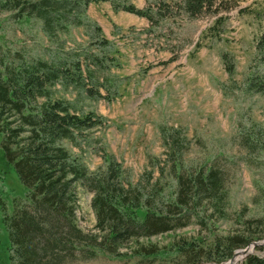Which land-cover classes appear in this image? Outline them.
I'll list each match as a JSON object with an SVG mask.
<instances>
[{"label":"rangeland","instance_id":"rangeland-1","mask_svg":"<svg viewBox=\"0 0 264 264\" xmlns=\"http://www.w3.org/2000/svg\"><path fill=\"white\" fill-rule=\"evenodd\" d=\"M159 1L167 3L168 11L152 25L143 17L113 10L107 0L91 1L83 15L77 16L80 25H70L51 39L42 32L38 19H17L0 10V47L45 60L77 57L89 68L83 62L84 53L102 56L101 70L94 71L96 83L87 79L83 83L97 94L55 87V97L69 100L76 110H90L102 120V125L89 131L87 145L64 142L65 146L80 155L90 171L104 166L102 152H106L119 162L128 182L140 180L145 191L156 183L163 199L174 184L169 162L162 166L169 151L167 142L178 149L180 167L191 170L214 162L224 177L225 193L223 215L212 218L215 234L244 230L258 243L248 253L263 256L264 195L254 181L264 187V152L240 140L247 132L264 140V93L246 91L248 76L261 67L254 43L264 27V0H214L217 13L190 18L179 12L174 3L178 0L124 3L154 8ZM92 26L99 27L97 35L91 34ZM162 131L169 134L166 144ZM25 195V186L0 149V264H8L2 214H9L13 201H23ZM90 198L91 193L79 190L76 224L96 233ZM176 237L205 239L208 233L190 219L171 232L129 240L118 249L119 255H76L62 264H174L165 255ZM149 245L161 254H136V248ZM243 258L237 255L230 264H239Z\"/></svg>","mask_w":264,"mask_h":264},{"label":"trees","instance_id":"trees-1","mask_svg":"<svg viewBox=\"0 0 264 264\" xmlns=\"http://www.w3.org/2000/svg\"><path fill=\"white\" fill-rule=\"evenodd\" d=\"M91 1L96 0H0V10L11 12L17 19H38L42 32L51 39L70 25H80L77 16L83 15ZM107 1L113 10L143 17L151 25L168 11L167 3L162 1L154 8H138L124 0ZM174 3L189 18L217 13L214 0ZM91 31L97 35L100 29L92 26ZM254 49L261 67L258 73L248 76L246 91L263 94L264 27ZM83 57L92 68L82 66L77 57L45 60L19 51H2L0 47V149L26 190L24 200H14L11 212L1 217L8 239V264H62L76 255H119L118 249L129 240L171 232L190 219L207 231L208 238L172 239L165 256L174 264H220L235 250L256 241L244 230L215 234L213 214L224 213L222 173L214 162L191 170L180 167L176 161L178 149L165 143L169 134L163 131L162 140L169 151L162 166L169 162L174 183L166 199L156 183L145 191L140 180L128 182L119 162L104 151V166L92 171L80 155L72 154L64 142L77 147L87 145L89 131L102 125L101 117L94 112L76 110L72 102L53 94L56 86L97 94L85 89L83 83L85 79L96 83L94 71L101 70L103 58L88 53ZM227 69L230 72L229 66ZM240 142L249 148L258 146L264 152L263 137L247 132ZM254 184L264 195V187ZM79 190L91 193L96 233L85 232L76 224ZM248 226L245 224L246 229ZM135 252L141 257L161 254L152 245L138 247ZM239 264H264V255L248 253Z\"/></svg>","mask_w":264,"mask_h":264},{"label":"water","instance_id":"water-1","mask_svg":"<svg viewBox=\"0 0 264 264\" xmlns=\"http://www.w3.org/2000/svg\"><path fill=\"white\" fill-rule=\"evenodd\" d=\"M255 245H258V243H256V242H251V243H249L247 246H245L244 248H241V249H237V250H235V251L233 252L232 256H231V257L225 262V264H230V263L232 262V260H233V256H234L235 253H240V257H241V255H242V257H244L246 254H248V250H249L250 248H252L253 246H255Z\"/></svg>","mask_w":264,"mask_h":264},{"label":"bare ground","instance_id":"bare-ground-1","mask_svg":"<svg viewBox=\"0 0 264 264\" xmlns=\"http://www.w3.org/2000/svg\"><path fill=\"white\" fill-rule=\"evenodd\" d=\"M249 250H250V249H249ZM237 255H240V253H235V254H234L232 262H235V261H236V256H237ZM238 259H240V258H238ZM224 264H225V263H224Z\"/></svg>","mask_w":264,"mask_h":264}]
</instances>
